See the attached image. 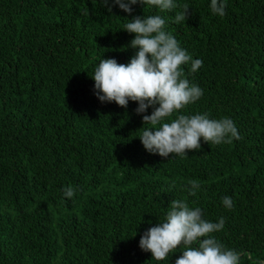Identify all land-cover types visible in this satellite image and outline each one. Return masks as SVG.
<instances>
[{
  "label": "trees",
  "instance_id": "1",
  "mask_svg": "<svg viewBox=\"0 0 264 264\" xmlns=\"http://www.w3.org/2000/svg\"><path fill=\"white\" fill-rule=\"evenodd\" d=\"M174 2L128 15L101 0H0V264H175L182 248L156 262L139 240L183 198L208 221L225 218L213 236L250 254L240 264L264 261V0H225L224 17L211 0ZM184 4L187 20L173 23ZM149 15L203 62L182 66L203 95L179 114L228 117L241 139L163 158L141 144L150 126L135 102L97 99L100 59L127 64L138 51L127 19Z\"/></svg>",
  "mask_w": 264,
  "mask_h": 264
},
{
  "label": "clouds",
  "instance_id": "2",
  "mask_svg": "<svg viewBox=\"0 0 264 264\" xmlns=\"http://www.w3.org/2000/svg\"><path fill=\"white\" fill-rule=\"evenodd\" d=\"M111 12L112 6L128 15L133 5L155 7L160 12L178 7L174 0H101ZM225 0H211V13L219 17L226 15ZM189 6L184 4L182 11L174 17L173 23L187 20ZM126 19V18H125ZM124 31L134 34L129 47L138 49L127 64L115 59H100L94 70V93L101 103L114 102L126 108L129 101L135 102L137 115H142L143 125L138 137L145 151L167 158L176 154L182 158L189 151H199L201 140L206 144H231L241 139L235 122L224 117L210 119L207 113L179 114L187 105L195 103L203 95V90L187 78L183 65L190 64L195 73L202 67V60L192 56L180 46L176 38L166 31V20L161 15L134 16L127 19ZM152 108L150 115H143ZM175 116L170 122L169 118ZM200 190L198 181H189L188 196H196ZM66 198L71 199L76 188L63 189ZM225 208L231 209L233 201L225 196ZM225 218L211 222L203 218L200 207H190L186 198L173 199L163 221L150 227L139 240V248L151 253L152 260L162 262L182 248L175 264H240L245 254L226 249L213 233L224 228ZM257 264V262H253ZM264 264V261H259Z\"/></svg>",
  "mask_w": 264,
  "mask_h": 264
}]
</instances>
